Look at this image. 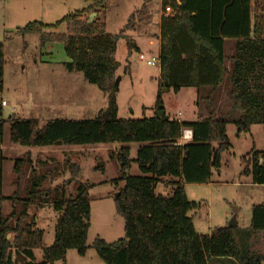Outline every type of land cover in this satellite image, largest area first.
<instances>
[{
    "label": "trees",
    "instance_id": "obj_1",
    "mask_svg": "<svg viewBox=\"0 0 264 264\" xmlns=\"http://www.w3.org/2000/svg\"><path fill=\"white\" fill-rule=\"evenodd\" d=\"M91 4L63 17L54 25L32 22L20 30L25 36L39 34L41 44L59 42L68 58L66 69L81 72L86 82L110 94V114L96 120H51L40 126L37 120L10 117V140L28 147L141 143L135 161L130 149L111 152L125 186L114 198L116 213L124 221V238L107 242L97 237L92 245L106 264H209L228 258L237 264H264V255L242 254L236 242V228H216L209 235L196 232L190 212L197 206L186 195L187 184H207L220 168L221 154L230 148L225 117L213 111L196 121H179L164 111V91L209 88L213 93L229 78L232 115L239 133L254 125L264 131V0H161L160 79L155 107L158 115L140 120L119 119L114 83L119 63L115 58L119 39L126 29L107 33L100 17L110 0H85ZM258 3L263 6H257ZM66 25V33L48 32ZM226 39H234V51L227 66ZM6 60L0 42V93L4 88ZM0 102V143L4 118ZM190 141H184L185 131ZM3 153L0 150V201L4 200ZM135 162L142 176L126 177ZM243 174L264 186V149L250 151L243 159ZM69 171L72 192L63 187L45 188L48 178ZM80 166L33 160L26 153L14 163V193L9 199L11 214L0 220V264H35L33 250L40 247L45 263H66L69 250L85 256L92 198L81 182ZM167 177L175 178L171 196L156 193ZM34 201L51 204L59 213L55 242L43 247V233L35 217L28 214ZM264 231V203L252 207L249 234ZM13 235V238H8Z\"/></svg>",
    "mask_w": 264,
    "mask_h": 264
},
{
    "label": "rangeland",
    "instance_id": "obj_2",
    "mask_svg": "<svg viewBox=\"0 0 264 264\" xmlns=\"http://www.w3.org/2000/svg\"><path fill=\"white\" fill-rule=\"evenodd\" d=\"M88 7L85 0H0V42L4 45L6 65L4 88L0 102L4 118L3 139V201H0V220H5L12 211L8 198L14 193L12 185L16 160L31 153L33 160L40 157L48 163H67L80 166V179L89 192L92 203L88 250L80 256L69 250L65 264H106L92 248L97 237L107 242L124 238V221L116 213L115 194L124 188L125 182L119 174L111 152L130 149V159L135 161L141 143H109L87 145H54L28 147L13 144L10 140V117L37 120L40 126L51 120H96L109 109L110 94L85 81L81 72L66 69L68 58L64 45L59 42L41 44L39 34L23 36L20 30L32 22L54 25L63 17ZM257 6H263L258 3ZM161 0H110L102 9L100 20L107 24V33L116 35L126 29L127 38L117 44L115 58L119 68L114 83L119 119L140 120L158 115L155 102L158 96L160 64L149 65L153 58L160 57ZM66 33L62 24L55 31ZM234 39H226L227 66L234 51ZM209 88H184L179 92L164 91L162 95L164 113L179 121H196L209 116L211 103L207 99ZM230 81L225 77L223 85L212 95L213 104L227 121L226 135L230 148L221 154L220 168L213 171L207 184H187L186 195L196 207L189 214L193 218L198 234L209 235L216 228L229 227L235 220L236 242L242 254H263L261 241L264 231L248 233L251 225L252 207L264 203V186L253 183L252 177L243 174L242 159L253 149H264L262 125H254L249 133H239L235 126L237 116L232 115ZM207 107V108H206ZM72 174L65 171L61 177L48 178L45 188L63 187L72 192L68 184ZM142 176L137 163L133 162L126 177ZM157 186L156 193L171 196L175 178L167 177ZM165 186V187H164ZM28 214L35 217L36 229L43 233V247L55 242V231L59 213L51 204L34 201ZM8 238H13L9 235ZM35 264L45 263L40 247L33 250ZM53 264H63L58 261ZM209 264H218L210 261ZM224 264H229L224 262Z\"/></svg>",
    "mask_w": 264,
    "mask_h": 264
},
{
    "label": "crops",
    "instance_id": "obj_3",
    "mask_svg": "<svg viewBox=\"0 0 264 264\" xmlns=\"http://www.w3.org/2000/svg\"><path fill=\"white\" fill-rule=\"evenodd\" d=\"M87 4H88V6L91 4L90 2H86ZM85 7H87V6H85ZM164 14H163V12L160 14V17L158 18V24L160 25V23H161V18H162V16H163ZM92 17H98V16H100V13H99V15L98 14H96V16H93V15H91ZM106 24V23H105ZM161 26V25H160ZM106 29H107V24H106ZM160 33H161V28H160ZM127 36V35H126ZM216 91H218V90H216ZM215 91V92H216ZM214 92V93H215ZM217 107H219V103L218 104H214V106L213 107H211V111H213L214 112V114H215V118H219V117H221L222 116V114L221 113H219V110H217L218 108ZM207 108V107H206ZM210 114V113H209ZM208 116V115H207ZM207 116H205V117H207ZM187 135V137H185V140L184 139H182V140H184V141H190L191 140V138H192V134H191V131H189V130H187V131H185L184 132V135ZM189 135V136H188ZM190 136H191V138H190ZM164 181H166V180H164ZM81 182L82 183H84L83 182V180L81 179ZM162 182V181H161ZM160 182V183H161ZM160 183L158 184V186H160ZM187 186L188 185H186L185 186V189L187 188ZM165 187V186H164ZM189 199V198H188ZM193 223H194V221H193ZM194 226H195V224H194ZM261 243V248H260V250L261 251H264V235H263V240L260 242ZM259 254H261V253H259ZM263 255V254H262ZM211 261H218V264H224V262H226V263H229V264H237L236 263V261L235 260H233V259H228V258H222V259H212Z\"/></svg>",
    "mask_w": 264,
    "mask_h": 264
},
{
    "label": "water",
    "instance_id": "obj_4",
    "mask_svg": "<svg viewBox=\"0 0 264 264\" xmlns=\"http://www.w3.org/2000/svg\"><path fill=\"white\" fill-rule=\"evenodd\" d=\"M93 16H96V14H93ZM109 114H110V109H108L107 112H105V113L103 114V117H107ZM164 114H165L164 111L161 112V115H162V116H164ZM115 196L118 197V196H119V193H116ZM229 228H236L235 220H233V221L231 222V224L229 225Z\"/></svg>",
    "mask_w": 264,
    "mask_h": 264
},
{
    "label": "built area",
    "instance_id": "obj_5",
    "mask_svg": "<svg viewBox=\"0 0 264 264\" xmlns=\"http://www.w3.org/2000/svg\"><path fill=\"white\" fill-rule=\"evenodd\" d=\"M158 63L160 64L159 59L156 60V59H154V58H153L152 61H149V62H148V64H149V65H152V66H156ZM1 105H2L3 107H5V106H7V103H6L5 101L2 100V101H1ZM185 137H187V135H186V134H185V135L183 134V139H184V140H185ZM190 138H191V136H190Z\"/></svg>",
    "mask_w": 264,
    "mask_h": 264
},
{
    "label": "bare ground",
    "instance_id": "obj_6",
    "mask_svg": "<svg viewBox=\"0 0 264 264\" xmlns=\"http://www.w3.org/2000/svg\"><path fill=\"white\" fill-rule=\"evenodd\" d=\"M189 136V135H188Z\"/></svg>",
    "mask_w": 264,
    "mask_h": 264
}]
</instances>
